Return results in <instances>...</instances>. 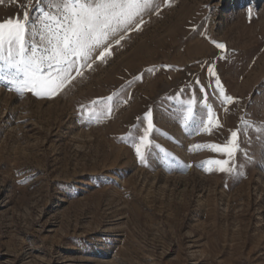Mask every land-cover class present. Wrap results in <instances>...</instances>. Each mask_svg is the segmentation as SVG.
I'll return each instance as SVG.
<instances>
[{"label":"rangeland","instance_id":"obj_1","mask_svg":"<svg viewBox=\"0 0 264 264\" xmlns=\"http://www.w3.org/2000/svg\"><path fill=\"white\" fill-rule=\"evenodd\" d=\"M156 3L56 95L0 82V264H264V0ZM21 4L0 0V22ZM210 64L239 103L216 102ZM178 94H207L222 134L186 132ZM149 108L159 148L142 163L124 138ZM240 129L242 175L198 166L225 157L192 145Z\"/></svg>","mask_w":264,"mask_h":264},{"label":"snow or ice","instance_id":"obj_2","mask_svg":"<svg viewBox=\"0 0 264 264\" xmlns=\"http://www.w3.org/2000/svg\"><path fill=\"white\" fill-rule=\"evenodd\" d=\"M25 7L28 10H23ZM20 8L21 17L0 22V82H10L18 94L28 91L37 96H54L76 76L82 77L83 67L91 68L96 61L106 62L113 42L120 45L127 33L140 30L145 14L159 11L156 0H35L34 4L27 0V4H21ZM32 11L37 13L35 17L31 15ZM212 43L218 49L225 48L223 43L214 40ZM206 71L210 77L207 87L214 84V98L219 105L239 103L237 98L226 93L215 65H208ZM194 83L200 85L203 93L205 85L200 79L196 78ZM105 99L111 101L112 97ZM167 99L176 100L180 105L177 111L186 132L222 134L223 125L215 117L207 94L198 107L195 99L181 100L179 94ZM194 107H197L195 112ZM105 111L110 112L111 106L106 105ZM145 121L142 135L137 138L130 131L124 138L130 140L142 163L146 160L145 150L151 155L154 149L159 148L148 139L157 131L151 108L142 117H137L133 128L139 130ZM254 123L243 121V129L253 127ZM243 129L230 130V135L221 143L192 145L193 149H209L225 157L210 159L198 166L209 165L204 168L208 172L215 169L221 173L242 175L235 164V157L241 147ZM256 130L264 132V126Z\"/></svg>","mask_w":264,"mask_h":264}]
</instances>
